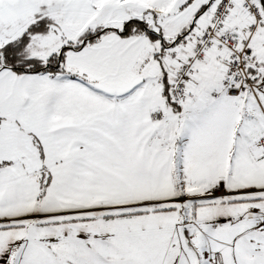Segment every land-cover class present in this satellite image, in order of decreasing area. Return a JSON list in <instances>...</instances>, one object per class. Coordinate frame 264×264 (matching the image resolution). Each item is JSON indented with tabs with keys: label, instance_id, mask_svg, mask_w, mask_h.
Returning <instances> with one entry per match:
<instances>
[{
	"label": "snow or ice",
	"instance_id": "snow-or-ice-1",
	"mask_svg": "<svg viewBox=\"0 0 264 264\" xmlns=\"http://www.w3.org/2000/svg\"><path fill=\"white\" fill-rule=\"evenodd\" d=\"M0 264H264V0H0Z\"/></svg>",
	"mask_w": 264,
	"mask_h": 264
}]
</instances>
